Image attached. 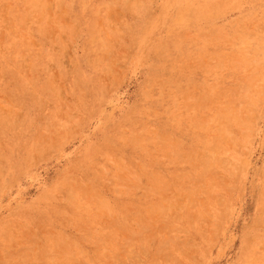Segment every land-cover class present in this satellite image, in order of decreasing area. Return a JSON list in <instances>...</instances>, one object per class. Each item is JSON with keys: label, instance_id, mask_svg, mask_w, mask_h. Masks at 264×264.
<instances>
[{"label": "rangeland", "instance_id": "374dc122", "mask_svg": "<svg viewBox=\"0 0 264 264\" xmlns=\"http://www.w3.org/2000/svg\"><path fill=\"white\" fill-rule=\"evenodd\" d=\"M0 264H264V0H0Z\"/></svg>", "mask_w": 264, "mask_h": 264}]
</instances>
